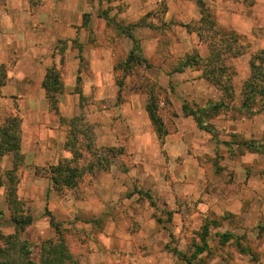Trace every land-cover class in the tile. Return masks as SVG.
<instances>
[{
  "label": "crops",
  "instance_id": "1",
  "mask_svg": "<svg viewBox=\"0 0 264 264\" xmlns=\"http://www.w3.org/2000/svg\"><path fill=\"white\" fill-rule=\"evenodd\" d=\"M208 1L216 19L231 32L252 38L256 27H264V0H255L248 14L242 12L244 5L237 0ZM96 2L0 0V123L5 124L12 118L19 120L18 152L22 156L17 164L13 153L0 157V163L4 157L8 158V168L0 174V229L8 222L14 226L11 219L4 222L6 212L11 216L7 181L13 172L17 183L21 179L26 184L19 192L16 185V196L21 204L24 203L20 198L30 201L29 212L26 209L23 212L32 220L27 227L32 228L41 221L53 229L61 223L71 229L72 236L68 237L71 243L67 242L72 246L68 245L70 251L85 245L91 257L101 255L103 264H119L124 255L125 260L140 258V246L158 244L161 237L165 241L163 233L153 232L158 227L155 217L143 221L141 216L148 210L151 215L158 211V205L149 203L148 197L179 195L194 200L201 195L206 182L203 155L218 140L198 126L190 110L205 108L210 102L219 103L222 94L202 79L201 70L176 71L179 61L187 55L196 53L208 58L211 54L210 43L200 39L196 28L187 27L200 21L197 0H98L111 9L101 17L96 12ZM161 5V13H156ZM85 13H91L86 28L82 17ZM144 18L162 25L161 31L170 36L168 45L161 42V37L140 41L143 58L151 65L147 68L153 71V76L144 72V83L156 81L168 94L171 104L174 128L169 131L164 126L162 140L146 111L148 87L144 84L142 90L135 91L129 86L126 95H120V80L115 84L118 63L126 59L133 42L129 32L117 24L127 26ZM172 19L182 23L175 26L174 32H171ZM260 36L263 38L260 46L243 45L242 54L230 60L236 73L230 107H241V91L250 73L251 55L258 49L264 50V33ZM46 53L60 54L65 60L57 64L54 59H47ZM159 53H166L171 64L159 63ZM77 54L83 60L76 59ZM81 62L85 65L82 69ZM50 71L61 73L63 89L48 96L43 84ZM134 76H127L126 81ZM162 101L160 104L165 105ZM223 112L214 118L228 116L229 111L221 116ZM229 122L232 126L220 125L229 130L235 126ZM246 123L239 121L241 127ZM88 124H91L89 129ZM242 129L234 132H243ZM91 131L92 149L98 151L92 156L101 157L103 151L107 156L105 163L99 160L100 169L93 167L92 173L81 177L88 182L82 190V199H76L72 192L58 197L50 176L44 173L45 168L56 167L60 161L72 158L66 147L68 134L75 135V148L82 153ZM21 165L39 167L41 172L26 182L17 171ZM205 194L201 199L207 197ZM198 205L204 207L203 203ZM132 225L136 233L128 232ZM146 225L152 229L149 234L144 232ZM42 232L37 230L35 236H42Z\"/></svg>",
  "mask_w": 264,
  "mask_h": 264
},
{
  "label": "rangeland",
  "instance_id": "2",
  "mask_svg": "<svg viewBox=\"0 0 264 264\" xmlns=\"http://www.w3.org/2000/svg\"><path fill=\"white\" fill-rule=\"evenodd\" d=\"M237 1L246 6V8L244 6V9L242 8V12L246 14L251 12L249 8L255 2V0ZM209 4L211 3L208 0H200V3L197 5V10L200 15V21L202 20L203 22L198 21L195 26L188 25L187 27L198 29L202 33V41L209 42L210 44L213 42L215 48L219 51H221V49L225 50L221 53V58H225L227 54L237 51L236 47L226 40L224 43H221V38L219 40V36L216 34V26L214 27L210 23V20H214L217 26L228 32L231 31V29H225L222 23L216 19L214 8L210 7ZM95 7L99 17L110 13L109 10H111L109 6L101 5L98 0ZM161 9L162 5L157 7L156 13H161ZM90 14L91 13H85L82 16L85 28ZM171 24L174 25L172 26L171 32H174L175 26L182 25L181 21L177 19H172ZM95 25H98V23L95 22ZM117 27L126 29L133 41L132 49L128 53L126 59L120 62V64L118 63L119 67L115 77V84L118 82L116 80H120V83L118 82L120 95L123 93L126 95L129 86H131V90L138 91L140 89L142 90L145 84L146 89L148 87V91H151V94L155 97L157 106L156 116L161 121L165 117L166 119H164L165 121L163 120V122L166 128L171 131L174 128V120L170 115L169 107H171V104L169 96L164 92H159L158 94V83L156 81L151 80L148 85H146V82L144 83V72H146L145 74L147 75L153 76V71H149L150 68H147L150 65H148V62H146V64L140 62V58H143L140 43L141 39L147 40L161 37V42L168 45L170 39L169 34L164 30L163 32L161 31L162 25L157 22L153 23L147 21L145 18L135 24L127 26L117 24ZM96 28L100 27L97 26ZM255 33L256 34H254L252 38L240 35L242 38L240 44L242 46H247V48L250 46L256 47V44L260 46L262 43L260 39H263L260 35L264 33V27H256ZM227 50H229V52H227ZM259 51L261 50L258 49L256 52ZM130 54L131 56L134 55L133 59L125 64ZM59 55L55 56L52 53H46L44 56L47 59H54L57 64H62L65 58ZM75 58L83 60L78 54ZM157 58L159 59V63L163 62L165 64L171 60L166 53H159ZM154 62L155 61L151 64ZM226 63H231V61L227 59ZM83 67H85V65L81 62L80 69ZM169 68L166 67V69ZM195 70L199 69L193 66L192 71ZM53 72L54 71L49 72V76L53 74ZM132 74L135 76L126 81V77ZM202 74L201 72V77L203 79ZM191 75L194 76V73L192 72ZM249 76L243 83L248 80ZM56 78L57 84L53 88L54 90L61 87V73H57ZM207 83L209 84V82ZM74 88H77V85H75ZM46 92L48 96L53 94L52 92ZM160 101L165 102V105H161ZM261 106L260 102H258L253 108L255 111L253 114L249 112L243 113L238 110L239 108L223 109L224 112L229 111V117L225 116L222 119H216L214 115H204L203 119L205 125H207L208 131L218 142L213 143L212 149L205 150L203 155L204 158L202 163L205 169L204 178H206V182L203 189L201 188V195L194 200L187 197H179V195H175V198L167 196L148 197L149 203L151 202V204L158 205V211H155L154 214L151 215L148 210V213H143L141 216L143 221H148L151 217H155L158 227L153 230V232L159 231V234L163 233L165 241L161 237L158 244H153L151 246L142 245L139 251L140 258L125 260L126 255H124V259L121 260L119 264H264V110H261ZM192 109L195 110V108ZM224 112L221 116H223ZM258 114H261V116H257ZM3 119H5V117H3ZM227 120L235 124L234 127H229V130L220 125L228 124V126H232L231 124L229 125L230 122L228 123ZM239 121H247V123L241 127ZM89 125L91 124L87 125V129L90 128ZM238 128H243L242 130L244 131L234 132ZM64 135L66 137V132ZM86 139L88 144L86 143L84 148H81L83 161L80 167L82 170L84 168L85 171L89 166H93L94 168L99 167L100 169L102 160H104L105 163L107 156L105 157L103 151L100 153V155H102L101 157H97L98 154H96L97 156H92V154L98 152L92 149V131L88 133V138ZM203 151L204 150H202V152ZM96 160L98 164H95ZM99 160H101V162ZM7 163L8 158L4 157L3 161L0 163V174L8 168ZM77 167L80 168L79 166ZM188 167L190 168V166ZM50 168L49 165L45 168L44 173L45 175L48 174L46 175L47 177L49 176ZM40 170L39 167H34L33 165L29 166V168L21 165L18 167L17 171L18 174L20 173L21 177L24 176V178L27 179L26 182H29L34 179L33 176L39 175L41 172ZM20 180L21 179H19L17 183L18 192L20 189L26 187L25 182ZM75 181L76 184L73 187L67 188L68 190L64 188L58 189L56 195L58 197H62L61 195L66 197L68 192H72L75 194L76 199H82L84 195L82 190L88 185V182L78 178L74 179V182ZM172 184H174V181H172ZM184 189L188 192V188L184 187ZM204 193L207 194H205L207 197L201 199ZM209 196H212V198ZM20 200L24 203L22 204L24 209L29 212L31 208L30 201L27 203V198L24 200L20 198ZM162 200L165 201L162 202ZM202 203L204 207L198 205ZM161 204L165 206L161 207ZM183 204H185V208H182ZM35 211L36 209H34V213L36 214ZM9 219H11L9 213L6 212L4 222L7 223ZM57 224L59 225L50 229L47 222L44 223L40 221L33 224L32 228L27 227L22 233H19L18 230L8 222V224L1 226V231L6 235H13L18 232L20 239L26 241L31 246V258L36 263L39 262L41 247H46L44 243L57 240L62 243L69 255L79 260L78 264H103L100 254H98L99 258L98 255L94 257L89 255L90 250L88 246L81 245L75 252L70 251L69 246L70 248L72 246L67 244V242L71 243L68 238L69 235L72 236V234H70L71 229H67L64 225H61V223ZM132 226L128 232L136 233L135 227ZM39 229L41 232L44 231L42 232L43 235L35 236V232ZM145 229L144 232L148 234L152 232V229L147 225ZM66 230L69 231L66 232ZM222 235H228L231 238L228 242L224 243L221 240ZM51 236H53V238H51ZM85 238L87 240L90 239L86 236ZM91 245L92 244L89 243V246ZM198 248H204V251L196 253ZM161 252H164V255H162ZM44 258L43 256L39 264L44 262ZM98 259L100 261H98Z\"/></svg>",
  "mask_w": 264,
  "mask_h": 264
},
{
  "label": "trees",
  "instance_id": "3",
  "mask_svg": "<svg viewBox=\"0 0 264 264\" xmlns=\"http://www.w3.org/2000/svg\"><path fill=\"white\" fill-rule=\"evenodd\" d=\"M199 3L200 0L197 1V5ZM106 21L108 24L111 22L108 18ZM200 22L203 21L201 20ZM210 23L214 27L216 26V34L219 36V40L221 38V43H224L226 40L234 45L237 51H233L231 54H227L225 58H221V53L225 50L221 49V51H219L215 48V44L212 42L210 44L211 54L208 58H201L198 54L194 53L193 55L186 56L184 59L180 60L179 65L176 68V71L184 72L185 70L193 69V66L197 67L202 71L203 79L209 82L212 87L221 91L222 97L219 103L212 104L210 102L205 108H196L195 110L188 107L191 109L190 113L198 123V126L206 130L208 133L210 132L207 129V125L204 123V115L216 116L223 109H235V107H230L229 103H231L234 98L233 78L236 73L232 64L226 63V61L227 59L230 61L232 58L240 56L244 51L243 46L240 44V40L242 39L240 35L231 31L228 32L217 26L214 20H210ZM197 31L200 39H202V33L198 29ZM227 52H229V50H227ZM133 56L130 54L125 64L133 59ZM140 62L146 64V61L142 57L140 58ZM53 74L49 76L48 73L43 87L48 92H60L62 91V84L57 90L53 89L57 84V73L54 71ZM249 75L248 80L244 82L242 86L241 96L243 98L241 101V107L238 110L243 113L249 112L250 114H253L255 112L253 108L258 102L262 105L261 110H264V50L254 52L251 55ZM157 89L158 94L159 92L163 93L161 88L157 87ZM156 107L155 97L151 94V91H149L146 111L157 136L162 140L165 135V124L163 120L161 121L156 116ZM185 107L186 106H184V110L187 109V107ZM18 125L19 120L17 118H12L5 124L0 123V157L7 153H13L16 164L22 161V156L18 152ZM71 135L72 133H70V136ZM70 136L69 134L67 135L66 147L71 152L72 158L60 161L58 166L51 167L49 170L52 185H54L57 190H60L63 187L71 188L76 184L74 179H81L84 174L93 172V166H89L86 171L84 168L83 170L81 169L80 165L83 161L82 153L75 148L77 141L75 135L73 134L72 137ZM16 185L17 179L14 173L11 172L10 175H8L7 181L8 201L11 210L10 217L14 223L15 229H17L19 233H22L24 229L31 224L32 220L29 216L23 214L24 208L17 200L16 196ZM18 232L13 235H4L0 229V264H39L43 256L45 258L42 264H78L79 260L76 257L69 255L62 243L56 241H48L44 243L46 247H41L39 262H34L31 258V246L26 241L20 239ZM230 238L231 237L228 235L221 236V240L224 243L228 242ZM203 251L204 248H198L196 253H201Z\"/></svg>",
  "mask_w": 264,
  "mask_h": 264
}]
</instances>
